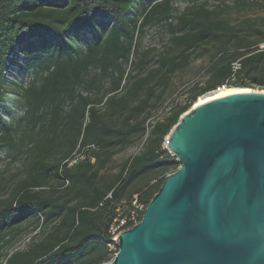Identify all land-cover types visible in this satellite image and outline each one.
<instances>
[{
  "label": "trees",
  "instance_id": "obj_1",
  "mask_svg": "<svg viewBox=\"0 0 264 264\" xmlns=\"http://www.w3.org/2000/svg\"><path fill=\"white\" fill-rule=\"evenodd\" d=\"M138 1L0 0V109L12 100L23 113L15 122L10 107L0 112V161L19 133L26 148L21 178L0 185V264L112 262L109 228L118 210L132 208L135 196L148 207L179 169L165 141L180 118L231 77L264 87V17L232 20L230 6L207 0ZM252 3L236 0L233 8ZM155 24L167 28L169 43L142 48ZM83 32L91 38L79 39ZM19 49L29 58L27 79L11 88L8 67ZM207 54V84L163 112L177 73ZM141 141L116 173H105ZM33 218L37 234L5 254Z\"/></svg>",
  "mask_w": 264,
  "mask_h": 264
},
{
  "label": "water",
  "instance_id": "obj_2",
  "mask_svg": "<svg viewBox=\"0 0 264 264\" xmlns=\"http://www.w3.org/2000/svg\"><path fill=\"white\" fill-rule=\"evenodd\" d=\"M165 146L179 169L109 264H264V91L191 108Z\"/></svg>",
  "mask_w": 264,
  "mask_h": 264
},
{
  "label": "rangeland",
  "instance_id": "obj_3",
  "mask_svg": "<svg viewBox=\"0 0 264 264\" xmlns=\"http://www.w3.org/2000/svg\"><path fill=\"white\" fill-rule=\"evenodd\" d=\"M210 7L214 8L218 4H227L232 9V20L241 21L247 17L258 18L264 17V0H250L253 1V5L246 9L233 8L236 0H207ZM144 2V0H139L137 6ZM257 2V3H256ZM179 10L186 8L187 3L184 1L177 2L175 5ZM138 7L135 12L138 13ZM89 40L91 38V32H83L78 38L81 39L85 37ZM170 35L167 28L163 24H155L146 29L145 34L142 38V48L156 47L160 50L164 48L166 44L169 43ZM38 44H35L34 50H37ZM84 46L86 44L84 43ZM25 49H19L18 52L12 57L11 62L8 67L7 73V86L14 88L15 84L21 80L27 79V73L25 72V66L29 60L28 56L24 52ZM35 53L34 56H37ZM211 54H207L204 57L194 60L193 63L183 72L177 73L174 77L173 85L168 93L165 104L162 107V111L167 112L171 108L172 104L178 102L180 104H185L187 97L189 96L191 90L195 86H205L211 78ZM128 71V70H127ZM108 84L105 85V88ZM249 88L252 91H264V87L259 83L247 78H238V76L231 77L220 88L218 87L215 91L210 92L203 97L211 96L215 93L220 92L225 89H245ZM11 95H17L14 91H9ZM10 107V119L15 122L23 115L22 111L19 109L18 104L12 100H7V102L1 107L0 112L2 115L6 114L5 108ZM194 107V106H193ZM192 107V108H193ZM21 133L16 135L17 148L14 150L3 149L1 151V161H0V185L9 183L10 186L17 183L21 178L17 177L20 172H22L24 165L26 163V148L22 144L23 140ZM144 141H141L134 146L130 147L122 155H117L111 164L110 170H106L107 174H114L119 170L121 163L127 160L131 155L138 153L143 145ZM26 144V143H25ZM79 160L82 158H78ZM71 164H75L77 159H73ZM112 168V169H111ZM41 225V224H39ZM35 218L26 222L22 225L20 233L17 234L16 241L8 246L5 250V254H12L18 250H23L30 242L33 236L39 231ZM111 263V262H110ZM109 264V263H105Z\"/></svg>",
  "mask_w": 264,
  "mask_h": 264
},
{
  "label": "built area",
  "instance_id": "obj_4",
  "mask_svg": "<svg viewBox=\"0 0 264 264\" xmlns=\"http://www.w3.org/2000/svg\"><path fill=\"white\" fill-rule=\"evenodd\" d=\"M262 48H264V46H262ZM146 209L147 206L144 203L139 202L138 197L135 196L134 201L132 202V208L126 210V207H123V209L118 210L119 214L109 228V233L112 236V242L108 245V247L112 260L115 259L119 252V247L116 242L119 234L125 230L133 229L135 226L140 224L143 220Z\"/></svg>",
  "mask_w": 264,
  "mask_h": 264
},
{
  "label": "bare ground",
  "instance_id": "obj_5",
  "mask_svg": "<svg viewBox=\"0 0 264 264\" xmlns=\"http://www.w3.org/2000/svg\"><path fill=\"white\" fill-rule=\"evenodd\" d=\"M240 92H252V89L245 88V89H225V90H221L220 92L215 93V94H213L211 96L201 97L197 101V103L194 105V107H196V106H198L200 104L206 103L208 101H211V100L220 98V97H224V96H227V95H231V94H235V93H240Z\"/></svg>",
  "mask_w": 264,
  "mask_h": 264
},
{
  "label": "crops",
  "instance_id": "obj_6",
  "mask_svg": "<svg viewBox=\"0 0 264 264\" xmlns=\"http://www.w3.org/2000/svg\"><path fill=\"white\" fill-rule=\"evenodd\" d=\"M123 153L119 154V155H122ZM136 154V153H135ZM132 156V155H131Z\"/></svg>",
  "mask_w": 264,
  "mask_h": 264
}]
</instances>
